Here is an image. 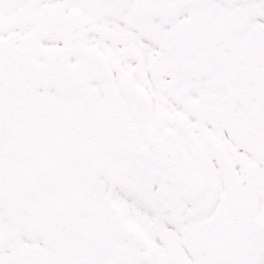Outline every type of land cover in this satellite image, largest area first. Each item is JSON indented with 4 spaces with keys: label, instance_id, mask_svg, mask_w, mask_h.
<instances>
[{
    "label": "snow or ice",
    "instance_id": "1",
    "mask_svg": "<svg viewBox=\"0 0 264 264\" xmlns=\"http://www.w3.org/2000/svg\"><path fill=\"white\" fill-rule=\"evenodd\" d=\"M0 264H264V0H0Z\"/></svg>",
    "mask_w": 264,
    "mask_h": 264
}]
</instances>
